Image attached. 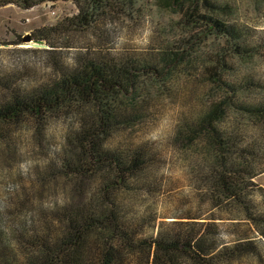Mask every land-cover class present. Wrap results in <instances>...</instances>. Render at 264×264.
I'll use <instances>...</instances> for the list:
<instances>
[{
  "label": "trees",
  "instance_id": "1",
  "mask_svg": "<svg viewBox=\"0 0 264 264\" xmlns=\"http://www.w3.org/2000/svg\"><path fill=\"white\" fill-rule=\"evenodd\" d=\"M46 1L58 0H0V6L15 3L27 9ZM74 1L78 12L39 28L36 40L53 38L63 29H71L70 25L75 30L87 28L106 8L119 6L133 13L139 0ZM186 1L190 5L181 21L200 27L198 34L205 37L200 40L221 39L204 55L211 61L207 68L210 78L205 77L223 96L207 93V98H201L217 97L183 117L186 136L179 134L178 138L193 143L205 134L212 145L227 150L230 138L219 131L218 124L229 110L261 119L264 102L254 104L246 99L262 84L252 71H246L241 81L222 80L231 67L226 57L232 55L247 63L257 46H249L246 30L229 21L234 14L229 2L155 0L160 7L179 13ZM251 3L259 7L261 0ZM51 43L50 48L21 49L53 61L57 70L49 71L46 82L22 87L12 76L0 74V264H233L245 250L261 255L264 247L251 241L236 246L221 244L216 224L200 221V214L187 213L157 223L154 212L133 218L127 199L118 198L121 192L138 187L131 178L140 174L150 159L140 147L111 145L113 132L135 124V114L142 111L140 100L151 96L153 90L170 89L178 76L175 64L187 52L182 55L164 47L142 59L86 53L79 54L74 65L63 68L61 54ZM221 84L228 85L230 92ZM52 119H62L68 125L61 146L54 145L46 132ZM241 173L250 179L260 175L254 162H239L222 170L213 184L218 193L243 208L264 238V211L257 213L248 204L247 181L239 177ZM213 198L222 201L218 194ZM147 224L149 231L144 229Z\"/></svg>",
  "mask_w": 264,
  "mask_h": 264
},
{
  "label": "rangeland",
  "instance_id": "2",
  "mask_svg": "<svg viewBox=\"0 0 264 264\" xmlns=\"http://www.w3.org/2000/svg\"><path fill=\"white\" fill-rule=\"evenodd\" d=\"M219 1L232 5L234 14L228 17L229 21L246 30L244 38L249 46H257L247 63L237 61L235 56H227L231 67L222 80L241 81L246 71H252L262 84L254 89L253 97L246 99L251 100L250 103H262L264 0L259 7L251 0ZM189 5L186 1L184 10L179 13L160 7L155 0H139L133 13L129 14L119 6L106 8V12L98 15L87 28L75 30L76 27L70 25L71 29H63L53 38L41 40L49 48L53 42L56 52L61 54L59 63L66 66L63 68L74 65L77 56L86 53L109 58L142 59L157 54L164 47L182 55L187 52L181 62L175 64L178 76L170 89L163 92L153 90L151 96L140 100L142 111L135 114V124L128 130L119 128L113 132L111 145H121L122 149L140 147L150 159L149 163L146 161L144 170L131 178V183L138 187L131 192H121L118 198L127 199L124 201L130 204L133 218L154 212L159 223L187 213L200 214L203 217L200 221L216 224L221 244L236 246L251 241L257 247H264V238L243 208L230 197H223L213 184L222 170L239 162H254L255 172H260V175L250 179L247 173H241L239 177L247 181L248 204L257 213L264 211V191L261 190L264 189V117H243L229 110L227 118L218 124L219 131L230 138L227 150L212 145L205 134L196 137L193 143H185L178 138L179 134L186 136L182 128L183 117L187 113L204 108V103L209 104L223 96V91L216 90L207 79L210 78L207 68L211 61L204 55L213 50L221 39L200 40L205 38L202 33L198 34L201 28L186 19L181 21ZM77 12L74 0L46 1L27 9L15 3L0 6V74L12 76L22 87L28 85L31 88L46 82L49 71L57 68L53 61L41 57L40 53L22 52L21 49L37 48L24 41V36L29 34L32 41H36L34 35L39 28L55 25ZM221 86L230 92L228 85ZM207 93L217 97L208 96L206 101L201 99L207 98ZM45 127L47 134L53 137L54 145L65 144L68 125L64 120L52 119ZM23 144L28 146L27 139H23ZM230 175L231 172L227 171V176ZM212 191H216L222 201L216 202ZM211 217L216 219L213 221ZM149 227L147 224L144 229L149 231ZM246 252L241 257L236 256L233 264H264V251L261 255L258 253L261 257L251 250Z\"/></svg>",
  "mask_w": 264,
  "mask_h": 264
},
{
  "label": "water",
  "instance_id": "3",
  "mask_svg": "<svg viewBox=\"0 0 264 264\" xmlns=\"http://www.w3.org/2000/svg\"><path fill=\"white\" fill-rule=\"evenodd\" d=\"M23 40L30 42L32 47H37V48H47L48 47V45L45 44L42 40L32 41V38L29 34L24 36Z\"/></svg>",
  "mask_w": 264,
  "mask_h": 264
}]
</instances>
